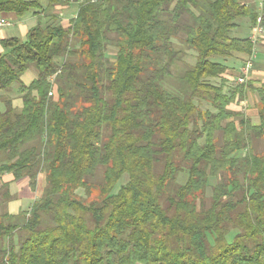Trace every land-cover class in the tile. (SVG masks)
Wrapping results in <instances>:
<instances>
[{
	"label": "trees",
	"instance_id": "trees-1",
	"mask_svg": "<svg viewBox=\"0 0 264 264\" xmlns=\"http://www.w3.org/2000/svg\"><path fill=\"white\" fill-rule=\"evenodd\" d=\"M57 4L77 6L68 26ZM31 11L38 21L26 38L1 42L0 89L10 94L0 109V176L28 177L35 191L44 174L46 184L30 209L0 212V264H264V83L227 88L230 66L211 59L251 56L249 37L232 32L241 18L253 25L256 8L0 0V13ZM187 50L196 63L180 75L187 91L174 93L166 82ZM31 68L37 76L25 84ZM255 89L258 122L230 108ZM211 177L220 181L209 196Z\"/></svg>",
	"mask_w": 264,
	"mask_h": 264
},
{
	"label": "crops",
	"instance_id": "crops-1",
	"mask_svg": "<svg viewBox=\"0 0 264 264\" xmlns=\"http://www.w3.org/2000/svg\"><path fill=\"white\" fill-rule=\"evenodd\" d=\"M43 4H47L48 0H39ZM77 6L76 5H62L57 4L55 9L53 10L54 13L59 14L62 22L65 26L69 25L70 19L76 15L77 12ZM1 16L7 18L11 23L8 26L1 27L0 26V54L4 52V47L2 46V40L11 38V37H19L21 39H25L27 32L31 27H33L37 21L38 16L34 14L32 11L27 13L24 16H18L14 12H8V13H0ZM44 17V20L46 21V17L44 14H41ZM7 27H13V31H7ZM250 30H252V23H250L249 26ZM249 30V33L245 37H249L251 31ZM17 33V34H15ZM261 38L259 42L256 45V51L257 56L258 53H264V40ZM244 63V62H243ZM242 59L239 61H236L233 65L230 66L229 69V76L232 74H237L242 65ZM233 67V69L231 68ZM238 68V70L236 69ZM264 75V66L259 67L257 63L255 64L254 68L252 69V72L249 76L250 79H258L260 77H263ZM37 76V72L34 68L28 69L21 77L22 81L25 84H29L31 81L35 79ZM254 85L258 84L257 82L253 81ZM17 87V85H16ZM13 93V92H12ZM11 93V94H12ZM10 92L7 90L0 89V109L4 108V100L9 96ZM14 94L13 104L15 107H22V99L17 95V93ZM249 97L246 99L240 101V103L245 105L244 111L246 112V108L249 106ZM259 100L255 98V105L258 103ZM239 103V104H240ZM238 103L232 104L230 108L234 112H241V110H237L235 106H237ZM257 109V108H256ZM42 176L40 175L38 181L40 180ZM8 184V185H7ZM43 191H41L42 193ZM12 196L11 199H6V195ZM41 195L38 194L37 188L35 191H33L31 185H30V179L28 177L21 178L19 180H14V176L10 173H5L2 176H0V212L1 213H8L11 215H19L26 210L30 209L33 201L40 197Z\"/></svg>",
	"mask_w": 264,
	"mask_h": 264
},
{
	"label": "rangeland",
	"instance_id": "rangeland-1",
	"mask_svg": "<svg viewBox=\"0 0 264 264\" xmlns=\"http://www.w3.org/2000/svg\"><path fill=\"white\" fill-rule=\"evenodd\" d=\"M243 1H246V2H250V5H253L254 8H256L255 6V2L253 0H243ZM250 23L251 21L249 20V18L247 17H244V18H241L239 19V26L237 29H235L233 32H232V35L233 36H241V37H245L248 33H249V26H250ZM7 31H13L14 28L13 27H7L6 28ZM251 31V30H250ZM17 34V33H15ZM264 40V36L262 37ZM181 44L179 43V46ZM115 52H116V48L113 46V45H109L108 49H107V55L109 56L110 59H114L115 57ZM196 53V52H195ZM212 60L214 61H219V62H225L228 66H231L233 65L236 61H239L242 59V56L240 57V55H237V56H234V57H230V58H223L221 56H213L211 58ZM243 60L242 63L243 65L245 64L246 60L244 59L243 57ZM196 63V57L193 53V51L191 50H187L184 52L182 58H180L179 60H176L175 63L173 64L172 66V72H173V75L172 77H170L167 81L169 82H166L167 86L171 87L170 90H172L174 93H180L179 91H182V92H186L188 87H187V84L184 82V80L181 78V74L189 69L191 66H193L194 64ZM257 63V65L259 67H263L264 66V53H258V56H256V59H255V64ZM154 64H150L149 67H152ZM242 65V66H243ZM255 66V65H254ZM147 68V66H146ZM233 69V67H231ZM254 68V67H253ZM238 70V68H236ZM239 72L237 74H232L230 77H231V81L229 82V84L227 85V88H229L230 86H234L235 84H237V77L239 76L238 75ZM247 81H255L257 82L258 84L254 85L255 88H258L260 87L263 83H264V75L263 77H260L258 79H250L248 78ZM212 82L214 84H220V79H213ZM226 88V89H227ZM177 89V90H176ZM250 96L252 97H249L250 99L249 100V106L246 108V112L244 111L245 109V105L243 104H237V106H235V108L237 110H241V112L243 114H245L246 116L250 117L254 122H258L259 121V116H258V113H257V107L255 105V98H257V100L260 99V95H259V92L255 89V90H252L250 93H249ZM202 108L206 109V108H210V109H213L212 106L210 105V103H207V102H203L202 103ZM261 145H259L260 147ZM261 148V147H260ZM179 153H177L176 155H178ZM180 162V159L177 158V163ZM104 169L103 167H100L99 170H102ZM41 178L40 180L38 181V184H37V191H38V194L41 195V191H43V189L45 188V184H46V180H45V175L44 174H41ZM188 179V173L186 171L184 172H181L178 176V179L177 181L179 183H185ZM93 181L95 182H98L101 180V171L98 172V174L96 175V177H94L92 179ZM128 180V174H125L120 180L119 182L116 184L115 186V189H114V192H117L121 185L124 184L126 181ZM220 181V178L218 177H211L210 179V186L208 187L207 189V195H211L212 193V186L215 185L216 183H218ZM82 195H85L84 191L81 192ZM234 236V232H231L228 236L229 239H232Z\"/></svg>",
	"mask_w": 264,
	"mask_h": 264
},
{
	"label": "built area",
	"instance_id": "built-area-1",
	"mask_svg": "<svg viewBox=\"0 0 264 264\" xmlns=\"http://www.w3.org/2000/svg\"><path fill=\"white\" fill-rule=\"evenodd\" d=\"M255 2L256 6V11H257V16L254 24L252 25V30L249 35V39L251 42L254 44V49L249 56V58L246 60L245 64L241 67L239 71V76L237 77V82L238 83H246L252 69L255 65V59L257 56V51H256V45L259 42V40L264 36V0H253ZM10 21L0 15V26H8L10 25Z\"/></svg>",
	"mask_w": 264,
	"mask_h": 264
}]
</instances>
